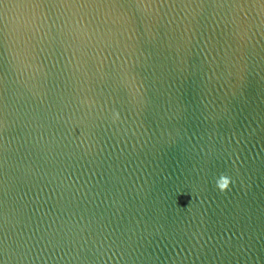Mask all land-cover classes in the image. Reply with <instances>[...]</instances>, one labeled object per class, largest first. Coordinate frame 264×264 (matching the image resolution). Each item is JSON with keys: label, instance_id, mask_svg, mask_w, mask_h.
I'll return each instance as SVG.
<instances>
[{"label": "water", "instance_id": "95a60500", "mask_svg": "<svg viewBox=\"0 0 264 264\" xmlns=\"http://www.w3.org/2000/svg\"><path fill=\"white\" fill-rule=\"evenodd\" d=\"M0 264H264V0H0Z\"/></svg>", "mask_w": 264, "mask_h": 264}, {"label": "clouds", "instance_id": "9594fccd", "mask_svg": "<svg viewBox=\"0 0 264 264\" xmlns=\"http://www.w3.org/2000/svg\"><path fill=\"white\" fill-rule=\"evenodd\" d=\"M217 186H218V188H219L220 191H224L225 189H228L229 182H228L227 179H224V182L223 183L217 182Z\"/></svg>", "mask_w": 264, "mask_h": 264}]
</instances>
